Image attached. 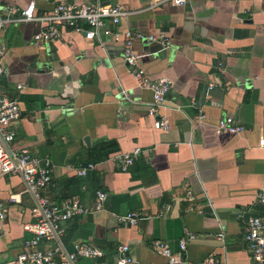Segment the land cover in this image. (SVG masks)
I'll list each match as a JSON object with an SVG mask.
<instances>
[{"label":"crops","instance_id":"1","mask_svg":"<svg viewBox=\"0 0 264 264\" xmlns=\"http://www.w3.org/2000/svg\"><path fill=\"white\" fill-rule=\"evenodd\" d=\"M31 1L38 16L61 3L122 6L121 29L165 36V43L138 40L134 48L147 79L172 83L159 114L151 115L153 91L126 62L122 41L88 40L61 27L59 38L39 46L33 39L38 22H11L0 30V52H7L0 91L17 98L22 112L15 144L54 166L53 183L42 195L94 204L97 191L108 193L103 211L68 220L41 248L70 254L86 243L103 255L79 257L76 264H115L118 247L126 244L133 264H163L154 247L161 239L181 253L179 264L210 255L222 264H254L244 235L249 216L264 217L257 201L264 189V0H0V12ZM201 112L206 120L197 126ZM226 115L245 131L217 133L215 124ZM163 116L171 124L167 131L154 126ZM137 147V159L122 169L119 156ZM89 164L95 166L85 175L77 173ZM187 189L194 202L185 197ZM0 202L4 261L32 236L24 224L36 220L37 202L21 175L0 178ZM130 212L138 221L124 226L118 217Z\"/></svg>","mask_w":264,"mask_h":264},{"label":"built area","instance_id":"2","mask_svg":"<svg viewBox=\"0 0 264 264\" xmlns=\"http://www.w3.org/2000/svg\"><path fill=\"white\" fill-rule=\"evenodd\" d=\"M163 1L175 5H184L188 0ZM126 14L125 9L117 4L83 2L80 4L61 3L38 16L35 1H31L25 7L8 4L5 12H0V30L11 22H38L41 24V28L34 34L33 39L34 43L39 46L59 38L62 35L61 27L83 32L88 40L104 35L111 37L114 41H122L126 62L134 70L143 85L150 87L153 91V102L149 108V113L158 115L159 107L166 102L172 83L166 77H160L153 81L147 79L139 62L141 55L135 50L134 43L138 40H154L156 38L165 43L166 38L162 34L154 35L146 34L140 30L121 29V21ZM84 25H87L88 28H84ZM6 53L5 49L0 52V79L5 73L2 57ZM214 85V83L210 84L211 87ZM18 86L22 87L21 84ZM21 114L20 101L0 91V178L21 175L26 190L33 193L37 202L33 209L36 220L24 224V229L32 232V236L26 240L24 248L14 258L0 261V264H76L79 257L102 256L103 251L101 249L86 243L76 245L75 250L70 254L60 253L58 247L41 248L43 241L55 239L64 231V224L68 220L103 211L108 193L103 190L97 191L94 204H88L75 196L57 202L42 195L41 190L53 183L54 166L49 158L39 157L27 147L16 146L14 125L20 119ZM205 120L206 115L201 112L196 121L197 126H201ZM154 126L156 129L167 131L171 124L163 116L155 121ZM215 129L217 133H242L246 128L233 116L226 115L215 124ZM260 145L264 146V139H261ZM140 152L141 148L137 147L131 153L121 154L119 156L121 168L127 169L137 159ZM94 166L89 164L87 167H81L77 173L85 175L87 170ZM185 197L191 202L196 200L191 189H187ZM11 200H18L16 194L11 195ZM257 201L264 205V189L258 193ZM5 217L6 210L0 202V221L2 222ZM118 220L124 226H133L138 221V213L130 212L120 215ZM192 238L194 235H190V239ZM244 238L249 244L254 264H264V217L256 215L248 217ZM186 245L187 239L182 238L180 240L182 251ZM154 247L160 255L166 258L163 264H179L181 262V253L173 252L166 241L156 240ZM118 252L115 264H133L134 260L129 255L128 245H120ZM194 264L222 263L215 255H210L203 261Z\"/></svg>","mask_w":264,"mask_h":264},{"label":"water","instance_id":"3","mask_svg":"<svg viewBox=\"0 0 264 264\" xmlns=\"http://www.w3.org/2000/svg\"><path fill=\"white\" fill-rule=\"evenodd\" d=\"M85 141H86V144L88 145V146H90V137L89 136H86L85 137V139H84Z\"/></svg>","mask_w":264,"mask_h":264}]
</instances>
